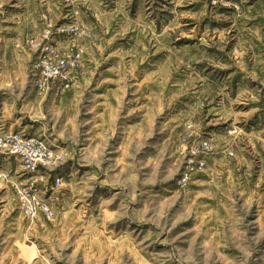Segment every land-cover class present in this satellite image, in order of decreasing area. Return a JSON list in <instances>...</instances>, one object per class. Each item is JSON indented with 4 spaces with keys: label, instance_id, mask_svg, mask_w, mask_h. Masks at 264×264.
I'll return each instance as SVG.
<instances>
[{
    "label": "rangeland",
    "instance_id": "374dc122",
    "mask_svg": "<svg viewBox=\"0 0 264 264\" xmlns=\"http://www.w3.org/2000/svg\"><path fill=\"white\" fill-rule=\"evenodd\" d=\"M20 7L0 20V116L63 158L26 173L0 154V264H264V0ZM45 48L67 67L38 89ZM32 186L55 219L21 214Z\"/></svg>",
    "mask_w": 264,
    "mask_h": 264
},
{
    "label": "built area",
    "instance_id": "2783aa9c",
    "mask_svg": "<svg viewBox=\"0 0 264 264\" xmlns=\"http://www.w3.org/2000/svg\"><path fill=\"white\" fill-rule=\"evenodd\" d=\"M39 63L35 66L33 85L38 89H45L54 79L63 77L67 64L61 62L53 65L51 55L54 54L53 49H43ZM49 52V53H48ZM49 54V55H48ZM0 154L15 159L23 167L26 173H35L39 169H47L54 163L62 160V153L53 150L45 139L30 135L24 132H15L12 130H0ZM1 178L6 180L8 173L4 172ZM54 190L61 189L64 185V178L54 179ZM44 192H36L31 188H17L16 196L19 204V210L31 222H35L40 218L48 221L55 219L56 211L52 204L46 200L42 194Z\"/></svg>",
    "mask_w": 264,
    "mask_h": 264
},
{
    "label": "crops",
    "instance_id": "0c3cea01",
    "mask_svg": "<svg viewBox=\"0 0 264 264\" xmlns=\"http://www.w3.org/2000/svg\"><path fill=\"white\" fill-rule=\"evenodd\" d=\"M28 1L29 0H0V5H6L2 10L0 9V11H1L0 20H2L1 21V24L7 25L8 23H10V21L13 18H16V19L19 18V20H21V18L28 12V9L26 7V10L23 11L22 8L20 7L21 10H20V12H18L17 5H19V6L21 5L23 7V4H28ZM13 14H15V15H13ZM5 27H7V26H5ZM5 27H2L1 30H0V44H8L9 42H11L12 39H15L16 38V33L3 31V28H5ZM12 29H15L16 30L17 28L16 27H12ZM24 32H26V29H24ZM13 37H15V38H13ZM9 45H13V47L16 46V44H9ZM1 77L2 76L0 75V78ZM20 78H21V82L19 84L21 85V89H20L18 95H19V98L22 99L23 103H26V101L29 99L30 92L29 93L27 91L26 92H23V89H24V87L27 84V80L24 77H22V76ZM1 84L2 85L0 87V96L1 95H4L8 99H12L11 95L8 93L9 90L11 89V87H8V85H7V84H10V82L5 83L3 81V82H1ZM2 90H3V93L1 94ZM31 90L33 92L35 91L33 88H31ZM2 100H5V98H2ZM23 103H22V105H24ZM3 109H4V111H2V116H0V130L2 129V130H12L13 131L14 130L13 129L14 128L13 126H15V125H11L10 128H7L6 127V123H7L9 117L6 115V112H5L6 109H5L4 105H3ZM21 109L22 110L24 109L23 106L21 107ZM20 115L24 119L23 112H21ZM29 127H33V126L30 125V124H27L25 126V129H23L22 131L24 133L30 134V131H28V128ZM6 169H8L9 171H12V169H13V163H9L8 165H6ZM17 172H19V171H16V173ZM23 175H20V177L23 176Z\"/></svg>",
    "mask_w": 264,
    "mask_h": 264
}]
</instances>
